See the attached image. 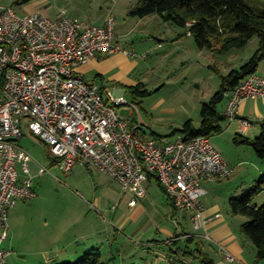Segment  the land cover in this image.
Instances as JSON below:
<instances>
[{
  "label": "built area",
  "instance_id": "obj_1",
  "mask_svg": "<svg viewBox=\"0 0 264 264\" xmlns=\"http://www.w3.org/2000/svg\"><path fill=\"white\" fill-rule=\"evenodd\" d=\"M115 26L113 17L95 26L65 12L51 18L41 12L18 14L13 7L0 11V264H8L12 255L3 248L10 211L37 198L31 157L20 145L24 126L49 147L54 165L63 172L81 165L105 175L132 197L131 208L146 196L145 184L153 176L175 209L190 215L196 232L206 231L214 220L205 216L204 184L227 179L233 169L211 138L149 137L136 104L129 105L124 93L106 97L80 73L101 55L138 57L118 43ZM248 101L264 102V77L259 74L227 95L229 123ZM122 107L129 108L130 117L120 114ZM19 165L27 178H21ZM46 172L39 170L40 175ZM203 238L212 240L209 234ZM222 251L226 261L241 264Z\"/></svg>",
  "mask_w": 264,
  "mask_h": 264
},
{
  "label": "rangeland",
  "instance_id": "obj_2",
  "mask_svg": "<svg viewBox=\"0 0 264 264\" xmlns=\"http://www.w3.org/2000/svg\"><path fill=\"white\" fill-rule=\"evenodd\" d=\"M137 2L138 0H0V11L13 7L18 14H25L29 8L47 9L51 17L65 12L71 19L95 26H104L113 17L116 20L119 42L129 54H138V57H128L137 65L129 72H122L124 81L116 76L121 73L120 69L106 76H98L99 87L106 97L122 92L129 105L136 104L140 112L137 117L141 120L146 135L153 137L155 133L175 141L179 136L178 131L187 122L192 121L195 127H200L202 106L210 103L219 92L221 76L249 61L259 49L260 41L255 37L245 49L215 56L208 49H200L185 29L164 21L160 15L144 19L131 16L130 11ZM251 5L261 7V1L252 0ZM144 55L147 57L143 58ZM226 109L227 100L220 105L219 110L226 112ZM120 114L125 117L131 115L126 107L120 109ZM223 127L221 134L211 138L212 145L229 163L243 159L246 164L237 178L220 183L211 195H217L223 200L225 215L242 236L241 239H244L247 258L253 264L252 255H257L255 246L241 233V225L247 218L233 216L229 200L232 197H242L263 175L256 173L250 160L257 158L259 162L264 161L257 157L251 146L235 142L229 122L224 123ZM23 133L20 145L31 157L29 167L37 198L21 201L17 216L8 220L10 231L5 249L12 252L8 264H63L80 261L83 256L72 251L71 245L62 254L56 253V242L61 240V243H57L67 245L72 241L75 234L70 226L74 222H103L104 217L107 219V236L116 234L115 224L111 223L113 214L108 212L116 203L117 186L105 175L81 165L75 166L71 173L63 172L54 165L45 143L26 126ZM41 167L47 169L43 175L39 174ZM18 172L21 178L28 177L20 165ZM158 203L168 207L167 199L162 194ZM95 205H100L99 212L95 210ZM252 205L263 206L264 195L256 196ZM132 225L127 228L128 233ZM184 227L192 231L190 226ZM111 242H114L113 239ZM130 244L124 245L129 247ZM110 246L101 245L100 248L106 263L111 261L122 264L123 259H126L129 264H152L156 260L152 254H143L140 247L132 246L133 249L129 247L119 253L117 249H122V246L117 243L111 253ZM214 258L219 260L216 255ZM142 259L145 261L142 262ZM261 263L264 264V260Z\"/></svg>",
  "mask_w": 264,
  "mask_h": 264
},
{
  "label": "crops",
  "instance_id": "obj_3",
  "mask_svg": "<svg viewBox=\"0 0 264 264\" xmlns=\"http://www.w3.org/2000/svg\"><path fill=\"white\" fill-rule=\"evenodd\" d=\"M27 11L28 13L41 12L49 16V11L47 9L29 8ZM56 16L57 14L54 17H49L55 18ZM116 37L118 43L121 45L117 34ZM128 57L129 56L122 53H116L110 56L101 55L99 59L92 60L87 65L82 66L79 71L86 80L100 86L99 79H97L98 76H106L110 72L120 69L121 73L116 76L119 80L124 81L125 78L122 76V72H129L137 65L136 62L130 60ZM233 69H239V67H234ZM258 74L264 77V63L260 66ZM88 76H90V78ZM243 121L249 122L250 125L244 128ZM263 124L264 102L248 101L240 107L238 119L230 122V130L235 136L240 135L241 137L252 140L259 136ZM164 140L171 141L167 139ZM250 162L254 164L257 174H264V162H259L257 158H253ZM229 164L233 169V173L227 179H230L231 182L233 178H237L236 176H238V173L245 167L246 161L243 159L232 160ZM225 180L217 183L204 184L207 190V195L203 198L206 211L205 216L206 218H213L214 220L208 225L206 231L201 232H196L194 230L191 217L187 212L177 211L172 206V202L167 193L155 177L148 178L145 184L147 194L138 201L137 206L134 208H131L129 205L132 197L129 194H124L117 183L110 181L117 186L115 192L118 196L116 200L117 205L115 203L111 211L108 212V214H113V221H111V223L115 224L117 230L116 234L107 236V230L105 228L106 217H104L103 222H101V220L93 222H74L70 226L75 234L74 238L67 245L58 244L62 241L57 240L58 243L56 242L55 251L58 254H62L65 250L69 249L71 245V248L73 247L71 250L75 251L76 254H80L82 257L85 253L93 249H99L101 251V245L106 246L107 244L111 245L110 252L113 253L117 243H120L122 249H117L119 253L123 252L122 250L124 249L128 250L129 247L132 248V246L140 247L143 250V254L149 253L156 257V260L153 261L152 264H161L163 262L168 264H199V256L201 254H207L217 264H231L224 258L222 251V248H224V251L231 254L239 263L251 264L244 248V239H241L242 236L237 233L233 228V224L225 215L223 200L219 199L217 195H211V193L216 190L215 188ZM160 194L167 199L168 207L158 203ZM100 203L99 201V204ZM19 204L15 209L10 211L9 218L17 216V213H19V209H17ZM122 207L123 210H121ZM95 208V210L98 211L100 205H95ZM230 213L232 214V212ZM145 217L146 219H144ZM143 219L144 221H142ZM166 221H168V223H166ZM140 223L142 224L137 225ZM130 224L133 225L130 233H128L127 228ZM184 225L190 226L192 231H188ZM205 234H209L212 240H205L203 238ZM112 239L114 242H111ZM8 240L9 237L3 244L4 249L5 243ZM129 243L131 244L128 247ZM124 244L128 245L125 246ZM214 255H216L217 258L219 257L218 261L214 258ZM252 258L250 257V259L254 260L253 264H256V257L252 255ZM144 261L145 260L142 259V262ZM107 263H111V261ZM122 264L129 263L126 259H123ZM259 264L262 263L260 262Z\"/></svg>",
  "mask_w": 264,
  "mask_h": 264
},
{
  "label": "trees",
  "instance_id": "obj_4",
  "mask_svg": "<svg viewBox=\"0 0 264 264\" xmlns=\"http://www.w3.org/2000/svg\"><path fill=\"white\" fill-rule=\"evenodd\" d=\"M251 1L138 0L130 11L131 16L140 19L160 15L164 21L185 29L200 49H208L215 56L245 49L255 37L259 38L260 46L253 57L239 69H233L227 75L221 76L219 92L210 103L202 106L200 127H195L193 122L189 121L178 131L186 140L198 137L212 138L221 134L224 131L223 124L229 120L225 113L220 112V105L244 80L258 74L260 66L264 63V0H260L261 7L251 5ZM153 136L168 139L155 133ZM235 142L251 146L257 157L264 161V124L260 135L255 139L250 140L237 135ZM260 195H264V174L255 186L243 193L242 197H232L229 200L232 214L247 218L241 225V233L255 246L256 264L264 260V205L261 207L252 205L254 198ZM172 206L174 207L173 204ZM82 258L75 263L63 264H111L103 261L99 249L88 251ZM199 264L217 263L207 254H201Z\"/></svg>",
  "mask_w": 264,
  "mask_h": 264
}]
</instances>
